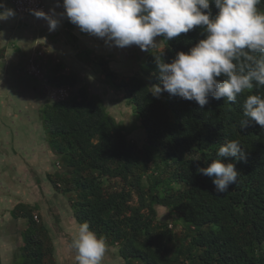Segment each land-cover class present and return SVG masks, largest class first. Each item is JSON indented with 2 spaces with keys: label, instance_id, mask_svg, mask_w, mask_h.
I'll return each mask as SVG.
<instances>
[{
  "label": "trees",
  "instance_id": "obj_1",
  "mask_svg": "<svg viewBox=\"0 0 264 264\" xmlns=\"http://www.w3.org/2000/svg\"><path fill=\"white\" fill-rule=\"evenodd\" d=\"M210 8L215 15L214 3ZM257 8L264 12V0ZM67 26L77 41L76 26L68 19ZM203 38L197 26L164 39L133 76L120 77L108 60L100 61L103 77L125 90L145 129L143 146L129 140L104 101L79 86L78 75L65 73L63 63L48 78L52 87L75 93L66 101L48 100L40 110L46 140L61 160L60 172L47 178L69 198L76 222H88L106 244L119 247L124 264H264V128L240 126L244 99L264 95V88L240 94L235 103L210 99L201 108L167 92L156 98L147 82L159 84L155 57L170 63ZM231 140H239L244 158H222L239 176L217 193L213 178L196 170L210 166L219 146ZM160 208L175 219L162 218ZM11 216L26 222L12 264H60L38 207L20 203Z\"/></svg>",
  "mask_w": 264,
  "mask_h": 264
},
{
  "label": "rangeland",
  "instance_id": "obj_2",
  "mask_svg": "<svg viewBox=\"0 0 264 264\" xmlns=\"http://www.w3.org/2000/svg\"><path fill=\"white\" fill-rule=\"evenodd\" d=\"M0 2L13 9L5 0ZM45 2L49 14L53 8L57 14L64 11L56 7V0ZM54 18L60 20L54 31L49 30L45 19L17 14L0 22V229L7 228L10 240L4 248L5 241L0 239V264H12L22 245L21 231L26 222L11 216L20 203L38 207L56 242L59 263L78 264L70 244L79 224L69 198L57 193L47 178L49 173L61 170V160L46 140L40 113L51 91L48 78L52 68L61 62L65 73L78 75L79 86L89 87L104 101L130 141L143 146L147 140L125 90L103 77L100 61L108 60L111 71L120 77L133 76L140 73L148 51H141L136 45L122 49L106 45L104 40L82 33L77 26L73 30L75 41L68 33L67 18ZM155 39L160 44L157 48L164 46L162 36ZM32 59L44 79L29 74ZM147 82L153 85L149 79ZM159 98H163L162 94ZM159 214L175 219L166 209L160 208ZM106 245L102 264H124L119 247Z\"/></svg>",
  "mask_w": 264,
  "mask_h": 264
},
{
  "label": "clouds",
  "instance_id": "obj_3",
  "mask_svg": "<svg viewBox=\"0 0 264 264\" xmlns=\"http://www.w3.org/2000/svg\"><path fill=\"white\" fill-rule=\"evenodd\" d=\"M210 3L218 11L213 15ZM261 0H63L64 11L57 14L30 10L36 18L47 20L54 31L67 18L82 33L104 40L106 45L125 48L136 45L149 51L160 44L157 37L171 40L202 29L200 39L187 53L178 52L170 63L155 57L159 84L151 85V94L163 92L172 97L195 101L201 108L210 99L235 103L237 97L253 88H264V12ZM15 10L0 3V22L14 18ZM162 85V87H161ZM241 127L255 122L264 128V95L249 94L242 104ZM217 159L197 173L211 177L217 193L227 192L239 173L233 163L222 158H244L239 140L219 146ZM71 248L78 264H102L107 245L103 236L90 230L88 222L78 225Z\"/></svg>",
  "mask_w": 264,
  "mask_h": 264
},
{
  "label": "built area",
  "instance_id": "obj_4",
  "mask_svg": "<svg viewBox=\"0 0 264 264\" xmlns=\"http://www.w3.org/2000/svg\"><path fill=\"white\" fill-rule=\"evenodd\" d=\"M11 3L15 12L20 16H27L35 20H40L43 18H36L30 13V10L43 11L48 13V8L45 0H6ZM29 74L43 78L39 67L35 64V60H31V67L29 69ZM72 95V88L70 87H51L49 92L48 100L51 102H62L68 100ZM35 219L38 220V217L35 216Z\"/></svg>",
  "mask_w": 264,
  "mask_h": 264
},
{
  "label": "crops",
  "instance_id": "obj_5",
  "mask_svg": "<svg viewBox=\"0 0 264 264\" xmlns=\"http://www.w3.org/2000/svg\"><path fill=\"white\" fill-rule=\"evenodd\" d=\"M2 1V0H1ZM6 1V0H5ZM7 3H9V5H11V3L10 2H8V1H6ZM12 6V5H11ZM13 8V7H12ZM17 14V13H16ZM18 15V14H17ZM20 16V15H19ZM0 25H2L1 23H0ZM48 101V100H47ZM3 209V205H0V211ZM7 228H5L4 229V227H2L1 229H0V239H3L4 241H5V246H4V248L7 246V245H9V244H7V243H10V240L8 239V237H7V235H6V232L5 231H7L6 230Z\"/></svg>",
  "mask_w": 264,
  "mask_h": 264
}]
</instances>
